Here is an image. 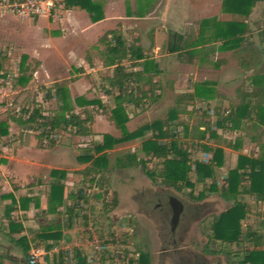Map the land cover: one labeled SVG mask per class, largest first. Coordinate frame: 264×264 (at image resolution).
I'll list each match as a JSON object with an SVG mask.
<instances>
[{
	"label": "rangeland",
	"instance_id": "374dc122",
	"mask_svg": "<svg viewBox=\"0 0 264 264\" xmlns=\"http://www.w3.org/2000/svg\"><path fill=\"white\" fill-rule=\"evenodd\" d=\"M99 2L104 7L105 19H103L102 24L97 26V32L102 30L103 34L111 29L120 31L127 44H132L135 38L139 39L140 45L146 51V56L150 59L149 63L143 67L144 77L146 75L152 76L153 80L160 86L159 91L162 98L158 104L146 111L147 113L141 110L138 113L132 105L124 104L129 116L126 123V132L131 133L144 125L165 121L174 107L176 98L183 93L192 92L195 83L209 84L214 88L217 97L207 104L198 101L189 104L197 110L195 115L190 118L179 116L173 123L176 127L179 144L189 154L191 162L189 182L193 184V187L184 185L176 187L166 182L162 160L152 158L151 155H145L144 153L136 154L138 159L144 161L143 165L133 162L127 168L119 167V163L128 161V156L133 155L142 141L152 138L151 132H147L143 138L126 140L115 145L111 150L103 152L101 157L105 160V165L101 168L102 187L96 185L87 188V185L82 184L79 173L89 164L82 168L77 164V161L75 162L77 155L81 154L80 149L101 142L105 134L113 138L122 136V131L117 129L110 121L111 109L115 106L114 97L117 93L112 95L105 93V78L112 75V69L101 65L100 46L95 41L97 37H92L89 41L83 43L78 39L72 40L70 37H60L64 31L61 26L56 27L53 25L56 22V14L54 16L52 14L47 20L40 18L37 23H34V19H20L9 13H0L5 20L11 22L10 26L3 24L0 27V57L2 68L6 72L5 78H0V122L5 123L8 129L7 136L0 140V166L6 164L7 157L14 156L18 145L15 144L25 138L27 141H31V148L35 150L37 156L44 155L48 158L52 156V163L56 166L59 165L58 171L62 170L70 174L69 180L71 183L68 186L70 189H73L74 192L82 187L90 189L87 194V202L81 203V205H84L81 207L83 209L81 215H86L88 218L86 223L84 224V221L81 220L74 221L71 228L66 229L65 233L63 232V239L55 245L59 254L64 258L63 264H73L71 255L74 249H80L91 264H101L100 260L98 261L99 255L92 254V248L88 244L92 232H95L101 241H104V239L106 241L104 242L107 250L103 255H109V258L105 261V264H123L125 259L120 261L122 263L118 262L116 259L117 254L129 259L128 262H125L126 264H133L134 257H136L133 255L137 251H149V248H151L150 241L158 233L153 232L154 230L149 226L144 227L133 216L129 217L130 223L127 222L126 214L135 210L144 202L153 205L156 200L154 193L157 189H168L181 200L188 197L196 199L203 193L201 199H204L202 201L205 204L199 207L198 215L202 213L205 215L213 211L216 212V215L207 216L202 222L203 224L199 226V232L210 239L209 245L219 254L218 259L228 260V264H237L242 261L247 251L263 249L264 203L258 202L253 196L240 194L237 197V200L245 205V208L240 211L241 226L243 231L251 228L261 234L263 237L261 243H221L212 239L210 230L211 223L221 213L227 212L234 205L233 201L223 199L219 192H210V185L213 183L220 190L224 185V179L228 171L235 166L238 155L241 153L257 155L256 144L258 146L264 144V127L245 134L223 130L215 126L217 120L214 115L215 109L230 112L237 106L239 100L236 90L248 73L238 67L233 52L221 51L218 43H206L200 48L193 47L191 49L193 51L191 61L188 54L178 58L177 55L167 54L165 50V45L174 32L184 34L190 43L197 37L200 23L203 21L209 23V27L203 28L204 37L208 38L215 30L214 25L217 22L223 23L233 19L230 14L223 11L222 0H99ZM138 11L142 12L141 16L137 15ZM253 12V16L250 20L248 19L247 29L250 34L254 35L255 47L261 52L264 63V43L261 42L258 35L264 26V3H259ZM43 38L49 40L45 43V48L48 49L38 50L39 53L34 54L44 62H42L44 66L38 71V80H34L32 83L28 82L25 85L17 84L22 57L27 58L25 63L30 65L29 71L31 78L33 77L36 62L34 58H30L32 54H29V50L35 40L40 42L41 39L44 40ZM90 42L91 44H88ZM50 43L53 48H57L59 56L61 55L58 61H55L54 58L51 59L54 54L49 51L52 47ZM69 50L73 53L70 56L75 60L66 57ZM88 57H91L95 63L90 69L86 66L87 73L84 74L86 71H84L82 65ZM60 83L69 85V94L74 105V100L81 97L86 100H99L104 103L105 108L101 110L95 106L86 109L91 116L93 136L83 138L67 132L51 135V138L57 140V146L68 148L67 152L58 150L59 157H57L43 151L50 148H47L48 140L39 141L37 136L39 131H33L26 127L20 128L12 123L9 117L19 115L21 110L25 108L29 110L40 108L45 116L51 115L57 108L54 87ZM143 89H147L144 80ZM75 109L78 113L82 111L76 106ZM200 112H205L206 118L208 116L211 124L214 125L212 130L216 133L217 138L210 140L206 138L204 140L198 139L197 133L199 130L196 127L198 122L201 121ZM200 130L202 131L203 128ZM257 135L261 137L258 143L251 142L250 137L253 138ZM246 136H248V139ZM239 137H242L240 149L231 148L229 142L231 145ZM201 145L222 148L223 166L215 169L214 180L210 179L204 183H197L194 163L199 161L210 163L212 159L211 151H206ZM61 160L64 162L62 163ZM2 172L3 170H0V177H2ZM147 172L152 176H148ZM242 179L247 185V177L244 176ZM103 191H107L104 201L108 202L112 197H115L117 201L116 209L109 213L104 212L103 202L94 198L95 194ZM2 192L6 193L4 185H0V193ZM16 196L17 198L13 199H3L0 195V264H26L21 247L15 244V240L11 241V239H18L23 234L10 236L7 228L9 217L14 221L19 219L18 208L12 210L13 212L9 217L5 213L6 208L18 206L17 201L20 197H18L19 195ZM150 209L151 207H149ZM193 234L192 229L189 235ZM187 235H185V238ZM33 242L35 241L31 242V246L36 250L35 245L37 244ZM40 246L44 247V244ZM198 255L201 258L204 256V254ZM53 256H48L47 264H51L50 259ZM178 256L181 258L180 262L182 264H189L190 257L188 256H192V254L186 250ZM199 262L209 264L206 259L199 260Z\"/></svg>",
	"mask_w": 264,
	"mask_h": 264
},
{
	"label": "trees",
	"instance_id": "16d2710c",
	"mask_svg": "<svg viewBox=\"0 0 264 264\" xmlns=\"http://www.w3.org/2000/svg\"><path fill=\"white\" fill-rule=\"evenodd\" d=\"M22 1V0H19ZM153 1V0H147ZM264 3V0H222L223 11L230 14L233 19L227 22H217L214 25L215 30L205 38L203 28L209 27V23L203 21L200 23L197 37L189 43L184 34L174 32L170 40L165 45L167 54L177 55L178 58L188 54L189 60L193 58V47H202L206 43H218L221 51H232L237 60L238 67L248 73L237 88L238 104L232 111L215 109L214 115L217 120L215 126L231 132L248 134L250 131L264 127V63L261 58V52L255 47L254 35L250 34L247 27V21L253 13L258 3ZM65 8L79 7L85 10L90 20L95 23L102 20V11L99 4L92 0H65ZM138 16L142 15L138 11ZM37 19V18H35ZM261 42L264 43V26L258 34ZM100 46L99 55L102 66L112 69V75L105 78V93L114 97L115 106L111 109L110 121L114 126L122 131L120 138H113L107 134L103 135V140L90 147L80 149L81 154L77 155L76 160L79 164L87 165L80 171L82 184L87 188L101 186V168L105 165L102 153L111 150L115 145L133 138H143L147 132H151L152 138L141 142L133 155L128 156V161L119 163L120 168H127L133 162L143 165L144 161L137 158L138 153L151 155L152 158L161 159L164 169V179L169 184L180 187H193L189 182L191 172V162L186 149H182L177 139L176 127L173 125L179 116L190 118L195 115L196 109L189 104L198 101L200 103H209L217 93L212 86L207 83H195L193 91L183 93L176 98L172 111L168 114L165 121H157L149 125H144L134 132H126V123L129 116L125 110L124 104L132 105L139 113L148 111L151 107L159 103L162 96L160 86L153 80L152 76H145L143 67L149 63L150 59L146 56L145 49L140 45L139 39H134L132 44H127L120 31H106L98 40ZM196 48V49H197ZM191 50V51H190ZM187 52V53H186ZM26 57H22L20 63L17 84L25 85L31 79L30 65L26 64ZM0 57V78H5L6 72L2 68ZM30 73V74H29ZM144 77V79H143ZM143 80L147 89H143ZM55 85L54 93L57 108L49 116H45L40 108L29 110L22 109L19 115H11L9 120L20 128L26 127L33 131H39L38 139L40 142L48 140L47 148H53L58 142L51 138L52 134L67 132L77 137L87 138L93 136L91 131V116L88 107L97 106L98 109L105 108L104 103L99 100H86L76 98L75 105L71 100L67 85ZM75 106L82 109L80 113L76 112ZM191 107V109H190ZM199 112V111H198ZM201 121L198 122L196 129L199 130L198 139L207 140L217 138L212 130L208 116L205 112H200ZM204 118V119H203ZM8 120V121H9ZM181 126V123L179 124ZM183 126V125H182ZM203 128L201 131L200 129ZM8 134L5 123L0 122V140ZM248 139V136H246ZM260 135L250 137V141L258 143ZM242 137L234 140L229 146L233 149H240ZM206 151H211V162L203 163L201 161L194 163V172L197 183H204L206 180H214L215 169L223 166L222 148L205 147ZM209 146V145H208ZM257 155L239 154L235 166L230 169L224 179V185L220 190L215 184L209 187L210 192H219L226 201H233L234 205L222 213L215 221L211 223L210 230L212 239L221 243H261L263 237L257 231L247 228L242 230L240 211L245 208L237 197L240 194L253 196L258 202L264 203V144L259 146ZM99 156V157H96ZM148 176H152L147 172ZM65 176L64 171L59 172V178L50 184V192L47 196L46 210L41 212L46 219L38 228L28 231L30 239H41L44 242V248L49 251L63 239V232L71 228L76 220L87 221L86 215H81V203H86L90 189L82 187L78 191L69 193L64 198V186L61 183ZM247 177V185L242 177ZM179 185V186H178ZM107 191L99 192L94 195L96 200L103 202L105 213H109L117 206L115 197L108 202L104 201ZM203 193L199 195V199ZM3 199L12 198V195H2ZM71 201L65 204V201ZM37 206V200L27 197H20L17 201L18 206L6 208V216L12 214V210L17 208L25 210L29 203ZM63 208V211H60ZM51 218H48V217ZM8 233L11 236L21 234L24 229L22 226L11 219H8ZM22 235L15 240V244L21 247L24 262L27 264V258L31 251L29 238ZM12 238V237H11ZM105 241V239H104ZM106 242V241H105ZM104 242V243H105ZM109 255H103L100 258L101 264L109 258ZM56 256L50 261L55 263ZM73 264H91L80 249H74L71 255ZM141 264H145L144 255L141 256ZM48 260V259H47ZM126 264V263H123ZM238 264H264V248L259 250L247 251L242 261Z\"/></svg>",
	"mask_w": 264,
	"mask_h": 264
},
{
	"label": "crops",
	"instance_id": "0c3cea01",
	"mask_svg": "<svg viewBox=\"0 0 264 264\" xmlns=\"http://www.w3.org/2000/svg\"><path fill=\"white\" fill-rule=\"evenodd\" d=\"M94 3L99 4L101 6V11H102V20L93 23L87 12L79 7H69L65 8L64 5L61 7H58L55 9L53 12V16L56 14L55 18V25L56 27L61 26L63 29V33L61 34L60 37L66 36L70 37L72 40H81V42L89 41L90 38L92 37H97L95 41H97L99 38L106 32L102 34V30L100 32H97V26L103 23L104 18V7L102 4L99 2V0H92ZM262 3V2H261ZM259 3L257 4V6ZM256 6V7H257ZM255 7V9H256ZM254 13V12H253ZM253 13L251 14L250 18L253 16ZM44 19H49L45 17H41ZM249 18V20H250ZM21 19V18H20ZM38 19H34V23H37ZM249 20L247 22H249ZM10 20H5L3 16L0 15V27L3 24H6L7 26H10L9 22ZM40 22V20H39ZM38 22V23H39ZM39 25H41L39 23ZM6 26V27H7ZM52 26V25H51ZM112 30V29H111ZM109 31V30H107ZM99 37V38H98ZM44 40H35L33 45L30 47V52L29 54H32L30 58H34L36 64V69L34 71L33 77L30 79L29 83L34 82V80H38L39 76V69L44 66V62L42 61L41 58H39L37 55L39 51L38 50H45L48 48H45V43L48 42L46 38H43ZM88 44H91L88 43ZM49 45V44H47ZM51 45V43H50ZM49 51H52L51 54H54L51 56V59L54 58V60L58 61L60 59L61 55L59 56L57 48H53V45H51ZM73 50V49H71ZM69 50L66 53V57H69L71 60H75V58L71 57L70 54L72 55V51ZM38 51V52H36ZM36 52V53H35ZM55 52V53H54ZM68 55V56H67ZM50 59V60H51ZM191 61V60H190ZM43 62V63H42ZM94 61L91 57H88L84 61V65H82L84 71H86L84 74L87 73L86 66L88 69H90L92 66H94ZM102 63V61H101ZM102 65V64H101ZM3 66V65H2ZM103 67V66H102ZM69 88V85H68ZM76 110V109H75ZM77 112V111H76ZM147 113V112H146ZM13 123V122H12ZM15 124V123H14ZM18 144V145H17ZM58 144V143H57ZM57 144L53 147L48 149H45L43 151L49 152V155H58V150H61L63 152H67L68 148L63 147V146H57ZM15 145L16 151L14 153V156L12 157H7V161L5 165L0 166V170H3L1 173L2 177H0V185H4V189L6 191L0 193V195H12L13 198H17L16 195H19L18 197H27V198H32L37 200V206L34 205V203H29L27 208L25 210L19 209L18 208V214H19V219L18 222L24 231L22 232L23 235L27 236L28 231L34 230L39 227L40 224H42L46 219L42 216L41 212L46 210L47 206V196L50 192V184L54 181H56L59 178V165L56 166L52 163V156L45 157L43 156H37L35 153V150L31 148V141H27V139L22 138L20 141H18ZM42 151V149H40ZM63 150V151H62ZM62 161V160H61ZM75 158V162H76ZM64 161H62L63 163ZM69 162V161H68ZM79 166L84 168L85 165L79 164ZM81 168V169H82ZM80 170V169H77ZM5 171V172H4ZM62 171V170H61ZM23 172V173H22ZM65 176L62 178L61 183L64 186V198L71 192H74L73 189H70L68 186L70 185V180L69 176L70 174L66 171ZM22 173V174H21ZM6 174V175H5ZM75 175V174H74ZM79 176L80 173H79ZM7 189V190H6ZM71 201L67 200L65 201V204H70ZM60 211H63V208H60ZM33 216V218H31ZM48 218H51L50 216ZM65 233V232H64ZM63 233V234H64ZM64 236V235H63ZM29 243L31 246V242L35 241L33 243L37 244L35 245L36 250L38 249H45L44 247H41L40 245L43 246L44 242L41 239H30L29 236ZM42 242V243H41ZM40 243V245H38ZM55 247V246H54ZM53 247V248H54ZM34 250L31 246V251ZM46 250V249H45ZM56 256L55 263L51 262V264H63V256L61 254H55ZM48 259V258H47ZM46 259V262L43 264H47L48 260Z\"/></svg>",
	"mask_w": 264,
	"mask_h": 264
},
{
	"label": "flooded vegetation",
	"instance_id": "af4514ba",
	"mask_svg": "<svg viewBox=\"0 0 264 264\" xmlns=\"http://www.w3.org/2000/svg\"><path fill=\"white\" fill-rule=\"evenodd\" d=\"M154 196L156 200L153 205L144 202L126 214L127 222L130 223L129 217L133 216L144 227L149 226L154 230L153 232L158 233L151 239L149 251H137L133 255L136 256L133 264H141L142 255L145 257V264H182L178 255L186 250L192 254L188 256L190 257L189 264H201L199 260L203 259H206L209 264H228V260L218 259L219 254L209 245L210 239L199 232V226L203 224L205 218L211 214L216 215L215 211L205 215L202 213V217L198 215L199 207L205 204L202 201L204 199L197 200L198 197L196 199L188 197L181 200L168 189H157ZM149 207H151L150 210ZM192 229L194 234L189 235ZM185 235H187L186 238ZM198 254H204V256L201 258ZM116 259L118 262L123 259L125 262L129 260L121 254H117ZM215 260L217 261L212 263Z\"/></svg>",
	"mask_w": 264,
	"mask_h": 264
},
{
	"label": "built area",
	"instance_id": "2783aa9c",
	"mask_svg": "<svg viewBox=\"0 0 264 264\" xmlns=\"http://www.w3.org/2000/svg\"><path fill=\"white\" fill-rule=\"evenodd\" d=\"M64 1L65 0H0V13H9L14 17L22 19L49 18L56 8L63 5ZM88 244L92 248V254L99 255V261L107 250L104 241H101L97 234L92 232ZM58 253L57 247L49 251L45 249L32 250L27 258V264H43L46 262L48 256H53Z\"/></svg>",
	"mask_w": 264,
	"mask_h": 264
}]
</instances>
